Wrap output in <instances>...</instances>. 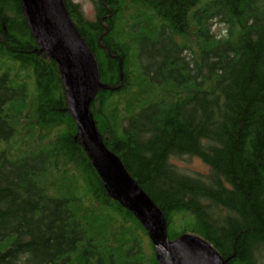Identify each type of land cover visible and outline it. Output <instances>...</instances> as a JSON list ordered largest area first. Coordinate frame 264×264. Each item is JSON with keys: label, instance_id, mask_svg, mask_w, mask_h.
I'll return each mask as SVG.
<instances>
[{"label": "trees", "instance_id": "16d2710c", "mask_svg": "<svg viewBox=\"0 0 264 264\" xmlns=\"http://www.w3.org/2000/svg\"><path fill=\"white\" fill-rule=\"evenodd\" d=\"M63 1L106 88L96 128L169 239L264 264V0H91L93 19ZM0 264H160L83 149L20 0H0Z\"/></svg>", "mask_w": 264, "mask_h": 264}, {"label": "water", "instance_id": "95a60500", "mask_svg": "<svg viewBox=\"0 0 264 264\" xmlns=\"http://www.w3.org/2000/svg\"><path fill=\"white\" fill-rule=\"evenodd\" d=\"M29 29L40 49L56 63L65 82L69 114L77 123L85 152L109 195L132 212L149 234L160 264H225L206 240L185 235L170 240L165 218L130 176L120 158L105 145L90 111L100 88L95 59L75 28L63 0H20Z\"/></svg>", "mask_w": 264, "mask_h": 264}, {"label": "rangeland", "instance_id": "374dc122", "mask_svg": "<svg viewBox=\"0 0 264 264\" xmlns=\"http://www.w3.org/2000/svg\"><path fill=\"white\" fill-rule=\"evenodd\" d=\"M75 1L81 4L85 15L89 19H93L95 17V10L91 0H75ZM215 29L217 31H220V34L224 33V30L220 25L215 26ZM175 162L181 167L187 168L193 172H198V173L209 172V168L200 159L196 157H192V158L183 157L179 160H176Z\"/></svg>", "mask_w": 264, "mask_h": 264}]
</instances>
